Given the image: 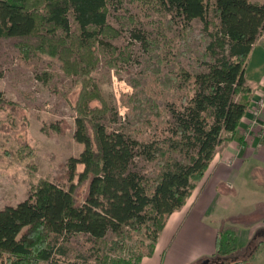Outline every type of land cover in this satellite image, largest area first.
I'll return each mask as SVG.
<instances>
[{
	"label": "trees",
	"instance_id": "trees-1",
	"mask_svg": "<svg viewBox=\"0 0 264 264\" xmlns=\"http://www.w3.org/2000/svg\"><path fill=\"white\" fill-rule=\"evenodd\" d=\"M108 1L0 0V41L24 58L45 57L67 74L82 76L74 137L84 144L66 161L60 184L41 178L27 198L0 209V264H139L153 253L170 216L186 204L217 147L233 138L246 113L252 92L246 70L264 30V3L137 0L161 12L178 40L164 34L163 41L137 25L130 29L143 46L141 72L156 64L158 72L162 64L167 72L155 82L145 76L134 82L152 84L145 90L160 98L159 108L139 109L135 119L129 115L130 131L109 128L108 103L87 90L97 49L119 34L108 22ZM95 97L99 108L90 105ZM6 105L17 106L0 92V108ZM140 123L147 136L134 135ZM137 159L157 168L143 172ZM78 235L112 251L128 239L138 237L139 243L130 256L108 252L90 262L83 253L69 257L68 243H79ZM236 248V232L222 230L217 250L223 264L241 262L229 256Z\"/></svg>",
	"mask_w": 264,
	"mask_h": 264
},
{
	"label": "rangeland",
	"instance_id": "rangeland-1",
	"mask_svg": "<svg viewBox=\"0 0 264 264\" xmlns=\"http://www.w3.org/2000/svg\"><path fill=\"white\" fill-rule=\"evenodd\" d=\"M108 2V22L119 34L111 39L110 45L97 49L99 60L91 73L92 84L87 85V90L101 93L108 103L110 111L104 116V122L109 128L125 127L130 131L129 115L135 119L139 109L152 111L159 108L160 103L158 96L150 98L148 94L153 95V92L145 90L152 84L140 81L136 87V77L145 76L155 82L167 72L165 64L159 72L158 64L141 72L143 46L132 36L130 29L140 26L162 40L164 34L174 37V41L178 37L165 25L166 18L156 9H149L137 0ZM122 20L126 23L123 24ZM48 60L45 57L24 58L9 43L0 41V92L17 104L16 107L6 105L0 108V209L27 198L31 187L41 178L60 184L67 170L66 161L71 156H78L84 148V144L74 137L78 115L75 105L82 76L69 75ZM135 91L141 93L137 98L132 97ZM90 105L99 108L101 103L95 97ZM56 126H61L62 130ZM135 128L134 135H148L145 125L140 123ZM137 166L143 172L157 168L142 159H137ZM77 168L82 171L84 165L80 163ZM85 188L81 194L85 193ZM77 238L79 243H68L69 257L75 259L83 253L90 262L108 252L130 256L132 247L139 243L138 237L128 239L123 248L112 251L105 243L94 244L84 235ZM99 245L101 249H98Z\"/></svg>",
	"mask_w": 264,
	"mask_h": 264
},
{
	"label": "crops",
	"instance_id": "crops-1",
	"mask_svg": "<svg viewBox=\"0 0 264 264\" xmlns=\"http://www.w3.org/2000/svg\"><path fill=\"white\" fill-rule=\"evenodd\" d=\"M246 78L252 96H258L264 89V30ZM251 122L247 109L233 138L217 147L186 204L170 216L153 253L139 264H223L217 250L222 230L236 232L232 261L264 264V134Z\"/></svg>",
	"mask_w": 264,
	"mask_h": 264
},
{
	"label": "built area",
	"instance_id": "built-area-1",
	"mask_svg": "<svg viewBox=\"0 0 264 264\" xmlns=\"http://www.w3.org/2000/svg\"><path fill=\"white\" fill-rule=\"evenodd\" d=\"M247 109L252 112L251 126H260L264 134V89L258 96H250Z\"/></svg>",
	"mask_w": 264,
	"mask_h": 264
}]
</instances>
